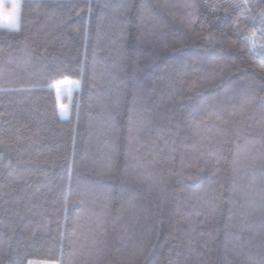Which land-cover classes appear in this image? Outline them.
I'll return each instance as SVG.
<instances>
[{
    "label": "trees",
    "instance_id": "trees-1",
    "mask_svg": "<svg viewBox=\"0 0 264 264\" xmlns=\"http://www.w3.org/2000/svg\"><path fill=\"white\" fill-rule=\"evenodd\" d=\"M20 5L0 264H264V0Z\"/></svg>",
    "mask_w": 264,
    "mask_h": 264
},
{
    "label": "rangeland",
    "instance_id": "rangeland-1",
    "mask_svg": "<svg viewBox=\"0 0 264 264\" xmlns=\"http://www.w3.org/2000/svg\"><path fill=\"white\" fill-rule=\"evenodd\" d=\"M11 0H0V4L4 6H10ZM17 3H21V0H17ZM21 8V5H20ZM20 12V11H19ZM18 28H19V16H18ZM59 82V83H58ZM56 82L53 86L57 90V97L59 101V112L60 116L65 119L68 118L70 115L69 106L71 105V96L74 94L75 88H78L80 82L78 80H72L69 78H64V80ZM78 82V83H77ZM61 105L65 106V110L61 111ZM32 264H55L53 262H32Z\"/></svg>",
    "mask_w": 264,
    "mask_h": 264
},
{
    "label": "clouds",
    "instance_id": "clouds-1",
    "mask_svg": "<svg viewBox=\"0 0 264 264\" xmlns=\"http://www.w3.org/2000/svg\"><path fill=\"white\" fill-rule=\"evenodd\" d=\"M16 4L17 0H11L10 6L0 4V30L18 29Z\"/></svg>",
    "mask_w": 264,
    "mask_h": 264
},
{
    "label": "snow or ice",
    "instance_id": "snow-or-ice-1",
    "mask_svg": "<svg viewBox=\"0 0 264 264\" xmlns=\"http://www.w3.org/2000/svg\"><path fill=\"white\" fill-rule=\"evenodd\" d=\"M19 11H20V5H19V3H17L16 4L17 19H18ZM64 110H65V106L61 105V111H62V113H63ZM29 264H32V262L30 261Z\"/></svg>",
    "mask_w": 264,
    "mask_h": 264
}]
</instances>
